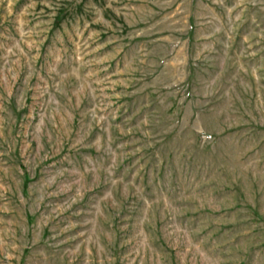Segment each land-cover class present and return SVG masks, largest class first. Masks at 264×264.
<instances>
[{"label": "rangeland", "instance_id": "374dc122", "mask_svg": "<svg viewBox=\"0 0 264 264\" xmlns=\"http://www.w3.org/2000/svg\"><path fill=\"white\" fill-rule=\"evenodd\" d=\"M0 264H264V0H0Z\"/></svg>", "mask_w": 264, "mask_h": 264}]
</instances>
